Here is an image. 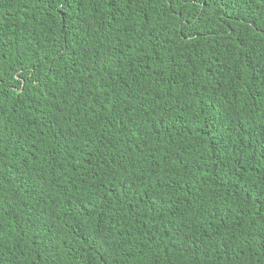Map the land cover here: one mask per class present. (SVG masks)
<instances>
[{
    "label": "trees",
    "instance_id": "trees-1",
    "mask_svg": "<svg viewBox=\"0 0 264 264\" xmlns=\"http://www.w3.org/2000/svg\"><path fill=\"white\" fill-rule=\"evenodd\" d=\"M0 264H264V0H0Z\"/></svg>",
    "mask_w": 264,
    "mask_h": 264
}]
</instances>
